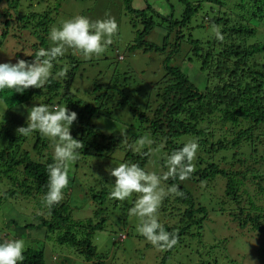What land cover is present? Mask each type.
Wrapping results in <instances>:
<instances>
[{
	"label": "trees",
	"instance_id": "obj_1",
	"mask_svg": "<svg viewBox=\"0 0 264 264\" xmlns=\"http://www.w3.org/2000/svg\"><path fill=\"white\" fill-rule=\"evenodd\" d=\"M133 1L120 0L121 22L132 36L128 43H120L116 35L103 54L91 59L69 49L53 61V77L66 67L65 77L51 78L42 89L29 88L22 94L14 89L0 90V100L8 110L59 104L76 112L78 119L70 132L83 144L78 150L79 160L83 162L86 157L95 156L107 158L106 162L114 159L118 165L136 163L145 169L151 164L153 154L146 155L147 145L137 151L135 140L148 136L154 141L151 148L156 163L163 165L166 172L168 155L186 142L196 140L199 150L194 161L195 171L189 179L223 177L224 194L237 204L236 217L240 225L250 222L264 232V146L261 151L258 148L264 145V0H176L180 5L177 14L173 9L162 13L148 0H144L142 8L136 7ZM75 2L0 0V47L12 39L24 41L21 50L27 51L30 46L31 52H16L15 56L32 62L38 49L53 46L49 39L50 29L61 25L63 21L57 23V18L64 9L71 12L65 15L66 20L78 15L90 21L102 19L77 9ZM166 3L174 6L171 0ZM204 10L206 12L200 17ZM193 18L194 23L191 22ZM213 23L221 28L222 42L212 32L208 35L194 33L195 29L210 28ZM154 29L160 31L157 41L148 38ZM182 48L189 62L198 65L201 78L192 80L182 64H169ZM135 52L164 55L161 76L152 79L153 75L147 76L144 70H137L126 60ZM85 72L87 95L81 99L72 89ZM136 80L142 83L134 86ZM143 85L147 97L144 106L137 101ZM114 113L129 117L122 132L105 131L94 123L95 119L101 120ZM21 126H27V122ZM18 127L6 114L0 121V177L8 183L0 193V207L9 197L24 194L25 198L32 197L34 202L29 199L32 207L42 208L43 214L34 212L27 224H20L16 219L3 220L0 236L25 240L22 264H49L52 254L46 245L53 250L59 248L54 243L70 246L66 250L74 251L83 264H110L107 253L97 249L95 234L106 230L110 223L127 225L129 209L134 206L138 194L124 201L116 200L110 211L114 213L112 219L106 213V199L113 190L115 178L107 172L85 187L87 194L83 202L90 197L99 204L93 206L92 216L72 217V208L84 207L72 206L73 194L48 209L42 198L48 191V165L54 162L52 141L38 131L27 137L17 135ZM159 144L162 148L158 158ZM115 152H122V160L111 158ZM217 155L229 165L221 166ZM249 159H252V166L247 165ZM19 177H24L20 182L23 190L10 188L9 184ZM172 184H178L184 195L166 197L157 216L166 231L178 232L180 242L193 226L200 229L206 208L195 203L178 178L162 181L164 187ZM168 216L174 218L173 222L162 220ZM27 231L38 235L30 236ZM63 262L60 264H65ZM76 263L81 264L68 262Z\"/></svg>",
	"mask_w": 264,
	"mask_h": 264
},
{
	"label": "rangeland",
	"instance_id": "obj_2",
	"mask_svg": "<svg viewBox=\"0 0 264 264\" xmlns=\"http://www.w3.org/2000/svg\"><path fill=\"white\" fill-rule=\"evenodd\" d=\"M148 1L151 2V5L156 10L165 14L172 9L175 10L174 12L177 14L180 10V5L176 3V0H171L174 5L173 7H170L169 3H166V0ZM75 3L76 8L79 10H85L87 15H93L102 19L114 17L115 20L119 22L116 36L119 42L125 44L131 40L132 36L130 31L125 23L121 22L123 19V13L121 16V12H119L122 7L120 0L119 2L114 0H76ZM133 4L139 8L145 6L144 0H134ZM64 10L65 11H61L60 16L57 18V23L66 20L65 15L71 13L69 9ZM205 12L206 10L201 13L200 17L203 16ZM194 21L193 18L191 22L194 23ZM194 31V33L200 32V35H208L211 33L209 27H204L200 30L195 29ZM148 38L157 41L160 39V31L154 29L151 34H149ZM12 40L13 41L4 43L0 47V63L15 64L17 60H19V58L15 56L16 52H20L21 54H28V52H31L30 46L26 49L27 51L21 50L24 41H19L17 39ZM119 57L122 56L119 55ZM163 58L164 55L160 57L154 53L144 54L135 52L128 55L126 60L132 63L137 70H144L147 76L151 74L154 76L152 79H155L156 77L161 76V72H163ZM172 63L179 65L182 64V67H185L190 79L197 80L201 78L198 65L189 62L185 49L182 48L173 56L169 61L170 65ZM87 77H90L88 73ZM145 79L147 81L150 80L146 76ZM87 83L88 81L85 72L84 77L79 79L72 89L78 98L82 99L85 97ZM139 83L142 82L136 80L133 82V85L136 86ZM139 90L141 93L139 94L137 101L138 104L144 106L147 98L146 94H144L145 86L143 85ZM31 107H33V105L23 108L15 107L8 110L6 104L0 100V121L6 114L8 119H11L13 125L20 127L21 124L27 122V109ZM107 118L110 120H106ZM128 118L129 117L126 114L123 116L117 113L111 115L107 114L106 118L101 120L95 119L94 123L98 127L105 129V131L122 132L125 127V120L127 119L126 122L128 123L130 121ZM9 125H11V123ZM2 142L4 143V141ZM263 146L264 145H259V151L263 150ZM160 148H162L161 144L158 145V150H160ZM160 153L161 150L157 154L158 158L160 157ZM122 156V152H115L112 154L111 158L122 160ZM153 157L154 158H152L150 162L151 164L148 163L146 165L145 171L155 172L158 175H162L165 173V168L163 165L159 166L158 163H156L155 152H153ZM106 159L107 158L90 156L85 158V162L80 161V159L73 165L72 170L69 173V187L63 190V199L66 197L69 199L70 194H73L74 201H72V206L75 207L76 205H82L79 208L84 206L79 210H77L76 207L72 208L71 215L74 219L92 216V209H94L93 206H99V204L91 200L90 197L84 202L82 199L87 194V189H85V187L87 188L88 185L95 183L96 180L98 181L100 177L99 175H105L107 173L106 169L118 166V161L111 159L109 162H106ZM216 159L219 160L221 166L229 165L225 160H221L219 155H217ZM251 160L252 159H249L247 165L250 166L253 163ZM23 173H25L24 170ZM22 178L24 177L16 178L15 181L9 184V187L23 190L20 183ZM93 179L95 181H93ZM6 181L7 180L4 177H0V193L3 189L7 188L8 183ZM181 184L191 193L195 203H200L206 208L205 217L201 223L200 229H198V226H193L191 231H189V234L176 246L167 251H160L153 247L145 237L138 233L137 228L140 223L138 217L129 216L128 224L125 226L110 223L107 225L108 227L106 230L98 231L95 234L94 239L97 249L107 253V261L110 264H253V262L254 264H264V232L258 230V228L254 227L250 222H247L243 226L240 225L239 218L236 217V214L238 213L237 204L232 202L231 199L224 194L225 179L223 177L216 176L212 179L208 178L205 180L186 179L181 181ZM25 197L26 195L24 194L15 196L14 198L9 197L8 201L3 202L2 205L5 207L2 205L0 207V228L3 224V220L16 219L20 224H27L34 212L39 215L43 214L42 208L37 206L32 207L33 204L31 202H34L32 197H29L31 202ZM115 202L116 200L111 199L110 195L106 199V213H108L112 219L114 218V213L110 211ZM245 203H247V201ZM245 203L243 206H246ZM162 220L164 222H173L174 218L168 216ZM29 231H27V233L30 236L36 237L38 235L31 234ZM30 244H33V241H31ZM54 244L59 248L53 250L49 247V244L46 245V248H48V251L52 254L51 260L48 259L49 264H60L63 261L65 264H68L69 261H78L83 264L82 258L76 255V253L73 254L74 251L70 249L66 250V248H71L70 246H67L66 244ZM60 246L63 247L60 248ZM166 253L167 257L164 258ZM84 264L88 263L84 262Z\"/></svg>",
	"mask_w": 264,
	"mask_h": 264
},
{
	"label": "clouds",
	"instance_id": "obj_3",
	"mask_svg": "<svg viewBox=\"0 0 264 264\" xmlns=\"http://www.w3.org/2000/svg\"><path fill=\"white\" fill-rule=\"evenodd\" d=\"M210 31L217 40H224L219 25L213 23ZM117 32L118 24L114 17L90 21L89 18L78 15L63 21L59 27L50 29L49 39L53 46L38 49L32 62L19 59L15 64L0 63V90L14 89L22 94L29 88L42 89L51 78L66 76L68 69L65 67L53 77V61L58 57H62L69 49L86 59L98 57L113 43ZM27 111V126L18 127L17 135L27 137L38 131L52 141L54 162L48 165V191L42 198V203L51 209L63 200V190L69 184V173L80 158L78 150L83 148L82 142L74 139L70 132L78 115L59 104L34 105ZM153 143L148 136H142L135 142L136 150L147 145L149 151L146 155H151ZM198 150V141L190 140L173 151L167 157V171L162 176L145 171L136 163H120L117 167L106 169L115 178L111 199L124 201L134 193L138 194L134 206L129 209V215L139 218L138 233L160 251L176 246L179 236L178 232L164 229L158 220V210L166 197L184 195L178 184L164 187L162 181L170 178H178L180 181L189 179L195 171L194 161ZM25 247L23 239L0 236V264H22Z\"/></svg>",
	"mask_w": 264,
	"mask_h": 264
}]
</instances>
